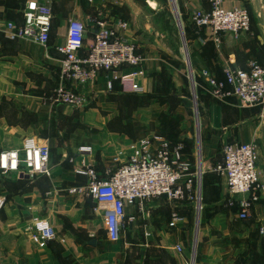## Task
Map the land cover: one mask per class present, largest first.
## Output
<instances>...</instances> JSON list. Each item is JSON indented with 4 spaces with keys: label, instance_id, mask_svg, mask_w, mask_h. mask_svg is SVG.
<instances>
[{
    "label": "crops",
    "instance_id": "obj_1",
    "mask_svg": "<svg viewBox=\"0 0 264 264\" xmlns=\"http://www.w3.org/2000/svg\"><path fill=\"white\" fill-rule=\"evenodd\" d=\"M28 1L32 0H0V20L24 24ZM33 1L50 13L46 45L0 32V153L21 151L24 140L33 137L50 146L49 173L32 177L24 167L0 169V264H264L260 231L264 195L253 204L249 218H239L237 205L227 207L226 177L215 170L222 160L217 155L221 146L255 142L260 145L258 165L264 177V107H245L234 96L215 98L201 75L207 71L221 80L228 68L248 69L252 61L264 64V0H222L226 9H246L251 29L237 38L221 33L218 41L209 29L198 28L193 21L194 11L209 9L210 1L177 0L200 95L199 127L195 134L182 135L181 143L183 160L190 165L187 177L199 202L154 197L142 205L127 204L116 241L108 234L106 207L88 193L71 189L89 183V176L79 170L90 166L100 179L105 178L128 159L130 145L143 138L133 129L113 126L110 115L94 118L100 108L90 101L135 93L122 92L118 82L109 90L110 73L104 70L86 84L62 80L57 46L65 42L73 18L87 27L97 17L111 23L126 20L112 0ZM122 33L145 58L140 77L145 91L140 94L161 92L165 84L162 74L154 71L156 53L144 52L128 23ZM92 42L93 33L88 31L86 48ZM62 84L83 94L86 102L82 106L53 102L51 95ZM180 86L168 76V92ZM85 146L91 149L81 152ZM174 214L179 218L172 226ZM34 218L48 221L55 236L32 241L28 229Z\"/></svg>",
    "mask_w": 264,
    "mask_h": 264
},
{
    "label": "built area",
    "instance_id": "obj_2",
    "mask_svg": "<svg viewBox=\"0 0 264 264\" xmlns=\"http://www.w3.org/2000/svg\"><path fill=\"white\" fill-rule=\"evenodd\" d=\"M209 1V9H197L193 13V21L198 28L209 29L216 41L224 32L236 38L250 32L251 17L246 9H226L222 6V0ZM24 21L19 25L0 20V32L12 39L28 38L46 45L50 38L49 10L36 1H28ZM126 28V22L111 23L104 17H97L90 27L81 19H71L65 42L57 46L62 56V80L86 84L94 81L104 70L110 73L107 83L109 90L118 82L122 92H144L140 77L144 76L142 67L145 58L137 52L136 44L122 33ZM88 31L93 33V42L86 48ZM126 66L131 70L124 72ZM201 75L215 98L223 100L234 96L245 107H264V64L252 61L248 69L228 68L221 80L207 71ZM51 99L55 103L71 106H82L87 100L83 94L63 84L53 91ZM90 149L85 146L80 151ZM130 150L128 159L109 171L105 178L100 179L90 166L79 170L89 176V183L71 189L74 193H88L106 207L107 230L113 241L119 239L127 204L142 205L154 197H164L170 202H199L193 182L187 177L190 165L183 160L181 143L172 144L161 135L152 134L133 142ZM50 157L51 149L47 143H38L35 138L28 137L21 151L5 150L0 153V169L7 172L24 167L32 177L45 175L49 173ZM215 170L226 177L227 204L238 206L239 218H249L253 204L264 195V177L258 165L257 144L240 142L224 145L222 160ZM177 218L174 214L170 225L174 226ZM260 231L264 233V226ZM28 232L36 243L55 236L51 224L41 218L33 219ZM178 250L181 248L178 247Z\"/></svg>",
    "mask_w": 264,
    "mask_h": 264
},
{
    "label": "rangeland",
    "instance_id": "obj_3",
    "mask_svg": "<svg viewBox=\"0 0 264 264\" xmlns=\"http://www.w3.org/2000/svg\"><path fill=\"white\" fill-rule=\"evenodd\" d=\"M112 3L122 12L123 19L137 38L136 41L143 45L144 52L156 53L154 71L162 74L160 77L165 88L159 93L100 96L90 101L100 108L96 110L94 118L110 115L113 126L133 129L138 137L159 134L173 143H182L185 133L195 134L199 127L200 95L196 85L198 79L190 74L185 28L178 2L112 0ZM168 76L174 80V84L179 82L182 86L168 92ZM257 147L259 151V143ZM222 151L221 146L217 154L219 157Z\"/></svg>",
    "mask_w": 264,
    "mask_h": 264
},
{
    "label": "water",
    "instance_id": "obj_4",
    "mask_svg": "<svg viewBox=\"0 0 264 264\" xmlns=\"http://www.w3.org/2000/svg\"><path fill=\"white\" fill-rule=\"evenodd\" d=\"M186 53H187V52H186ZM186 57H187V59H188V61H189L188 54H186ZM189 67H190V74L192 75L193 73H192V69H191L190 61H189ZM197 121H199L198 118H197Z\"/></svg>",
    "mask_w": 264,
    "mask_h": 264
},
{
    "label": "trees",
    "instance_id": "obj_5",
    "mask_svg": "<svg viewBox=\"0 0 264 264\" xmlns=\"http://www.w3.org/2000/svg\"><path fill=\"white\" fill-rule=\"evenodd\" d=\"M165 22H166V21H165ZM165 27L167 28L166 24H165ZM122 94H123V93H122ZM168 141H169V140H168ZM170 143H172V144H177V142H176V143H173V142H171V141H170Z\"/></svg>",
    "mask_w": 264,
    "mask_h": 264
}]
</instances>
